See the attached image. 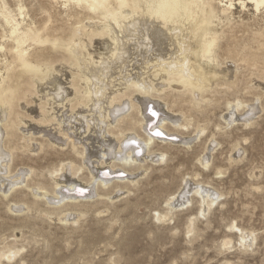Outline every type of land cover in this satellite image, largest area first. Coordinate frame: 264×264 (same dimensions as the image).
<instances>
[{
	"label": "rangeland",
	"instance_id": "374dc122",
	"mask_svg": "<svg viewBox=\"0 0 264 264\" xmlns=\"http://www.w3.org/2000/svg\"><path fill=\"white\" fill-rule=\"evenodd\" d=\"M254 14L251 8L242 11L236 7L230 22L220 23L217 30L223 32L226 40L246 45L252 53L261 55L264 52V13ZM105 41L108 42L106 39L94 40L90 46L92 50L88 47L94 60L98 58L97 55L107 53L103 44ZM136 59L140 58H134L130 67L127 66L129 63L126 64L125 70H128L122 75L126 74L133 79L138 76L144 78L140 76L142 71L139 63L134 65ZM116 66H119L118 62ZM116 66H111L110 72V78H114L110 80L114 84L105 92V98L99 100L102 102L101 112H92L94 105L90 104V107L81 106L71 113L68 104L62 102L64 107L58 106L61 103L59 101L45 107L50 113L48 115L55 117L56 121L46 125L38 124L39 103L48 99L51 101L49 94L53 88L47 84V80L36 86L38 96H31V102L34 103L30 102V106L21 103L24 107H20L23 109L21 112L27 114L24 113V124L16 131V143L20 148L24 143L21 136L31 139V152H23L21 149L14 151L10 161L11 174L5 179L0 173V188L20 182L12 191L0 193V249L14 246L18 253L11 259L1 258L0 264H264V80L259 77L249 78V72L244 70L245 65L240 62L236 88H220V93L212 94V98L219 100V104L203 105V116L195 110L188 111V105H181L182 113L177 106L170 111V105H165L157 97L153 98L159 104L161 102L160 113L166 114L163 116L178 117L180 123L184 119L190 121L185 129L164 121L167 130L174 131L178 138H173L170 145L156 152H164L165 161L162 164L155 163L156 156L140 155L131 164L136 170L129 174V178L117 181L116 185L120 187H114L116 185L110 181V194L107 196L81 199L76 205L69 204L67 208L51 206L48 200L45 201L46 198L40 197L39 193L42 192L38 187L50 191L54 181H68L72 178L66 168L70 155L74 157V164L81 165L82 157L72 150L73 142L79 143L77 148L82 146L86 150L83 159L89 158L85 166L88 169L84 168L79 174L80 179L74 180L84 186L90 173L94 175L93 171L101 156L99 154H104L105 144L114 139L111 136L110 139L104 138L102 133L105 132L106 122L99 120L98 116L113 107L108 108L106 104L112 91L123 88V81L119 78L122 75H118L119 69ZM69 72V68L64 66L63 73L55 74V77L61 83L60 88H65L71 97L72 90L68 85L70 77H67L70 76ZM134 99L136 102V97ZM236 99L246 105L238 111L226 106V102L233 104ZM249 104L252 107H246ZM229 109L235 111L233 121L228 117L231 112ZM251 112L253 115L247 117L250 118V122H247L244 117ZM132 113L136 119L140 118V113ZM242 113L245 115L241 116ZM110 117L107 122L113 124L112 128L124 126L122 119L113 122ZM203 117L208 123L204 134L197 135L195 128L204 124L201 122ZM85 123H91L88 131ZM59 130L67 135H60ZM136 132L144 136L139 128H136ZM50 136L61 139V143L53 141L52 144ZM185 137L190 140L188 147L181 143V140H186ZM153 147L158 149V144ZM62 164H66L63 171L52 175L51 172ZM217 169H221V175H216ZM196 186L204 188H199L201 197L205 194L218 197L211 209L203 215L199 214L201 199L191 193L197 189ZM184 187L189 189V193L184 195L189 202L179 208L175 205V198ZM207 189L210 192L207 193ZM34 192L38 195L35 196ZM172 198V206L176 207L174 210L169 208L171 205L168 206V200ZM10 204H18L23 211L10 212L7 209ZM27 206L29 209H25ZM169 210V221L163 223L162 219H157V213L163 214ZM63 213H66L64 216H67V221L61 223L58 218L60 215L62 218ZM189 220H193V227L187 233ZM232 223L246 233L248 239L245 241L249 249L240 246L238 232L230 229ZM247 232L254 233L253 241ZM224 241L231 242L228 250L222 248Z\"/></svg>",
	"mask_w": 264,
	"mask_h": 264
},
{
	"label": "bare ground",
	"instance_id": "6f19581e",
	"mask_svg": "<svg viewBox=\"0 0 264 264\" xmlns=\"http://www.w3.org/2000/svg\"><path fill=\"white\" fill-rule=\"evenodd\" d=\"M259 3L260 0H0L1 175L7 179L6 176L11 174L10 161L14 156V151L21 149L23 152H31L29 149L31 139L25 136H21L24 143L20 148L18 147L16 131L20 125L24 124L23 118L27 114L21 112L24 108L21 103L30 104L31 96L34 97L33 95L37 93L38 84H43L47 80L49 82L47 84L53 88L49 94L51 97L46 95L51 101L45 99L46 101L39 103L40 111L37 109L39 115L36 114L39 117L38 124H51L56 119L48 115L50 113L46 110V106H53L59 101L61 103L58 106L63 105L64 102L67 103L71 113L81 106L90 107V104L94 105L92 112H98L102 110V102L100 103L99 100L105 98V92L110 89V85L114 84L112 83L114 78H110L111 66L115 68L118 62L119 66H116V69H119L118 75L121 76L128 70V68L125 70L126 64L129 63L127 64L129 66L131 61L137 57L140 59H136L134 65L139 63L140 68L136 67L142 71L140 76L143 75L144 78H138V76L133 79L126 74L122 75L124 77H119L123 81V88L112 91L107 97L108 108L113 107L98 116L99 120L106 122L105 132L102 133L105 135L104 138L110 139L111 136L116 141L108 140L105 144L106 150L104 154H99L101 156L98 162L96 161L97 167L93 171L94 175L90 173L84 186L76 183L74 179H80V172L84 168L88 169L86 167L89 158L83 159V155L87 153L84 152L86 150L82 146L80 149L77 148L79 143L75 144L71 141L74 153L82 157L81 165L74 164L72 162L74 157L70 155V162L66 168L72 178L68 181H54L50 191L44 187H38L42 192L39 194L42 199L46 198L45 201L48 200L47 203L51 206L67 208L69 204L76 205L81 199L93 196L100 198L110 194V184L113 182L116 185L117 181L127 180L126 177L129 178V174L136 170L131 164L140 155L156 156L155 163L162 164L165 161V154L164 152L156 154V152L170 145L173 138L176 140L178 138L174 131L167 130L164 121H170L175 127L181 129L187 128L190 121L184 119V122L180 123L178 117L163 116L166 114L160 113L161 102L159 104L153 99L154 97L162 100L165 105H170L168 107L170 111L177 106L178 111L182 113L183 106L181 105H188V111L195 110L202 115L205 113L203 105L219 104V100L212 98V94L220 93V88L224 90L236 88L237 74L240 73L238 62L245 65L244 70L249 72V78L259 77L264 80V52L261 55L254 54L246 45L226 40L223 32L217 30L220 23L230 22L229 19L236 7L242 11L251 8L255 14L264 13V6L257 8ZM99 39L108 40L109 43L103 42L107 53L97 55L98 58L94 60L88 47L90 48L94 40ZM132 56L134 58L131 59ZM64 66H67L70 71V76L67 77H70L68 85L72 90H70L71 97L65 88H60L61 83L57 76L55 77V74L63 73ZM132 96L136 97L137 103L134 101L135 97ZM126 99L129 101L125 102ZM243 105L246 104L238 99L233 104L226 102V106L235 111ZM246 107L250 108L252 105L249 104ZM234 110L228 112L231 121L234 120ZM132 112L140 113V118L136 119ZM243 115L245 113L241 116ZM251 115H253L252 112L245 115V120L249 121L250 118L247 117ZM110 116L113 122H119L122 119L124 126L112 128L113 124L107 122ZM207 121L204 117L202 118L201 122L204 124L195 128L197 135L204 134ZM85 124H87L85 127L88 131L91 123ZM59 125L60 123L57 124L58 127ZM136 128L143 131V137L136 132ZM58 133L63 136L67 135L60 130ZM50 140L52 144L53 141L61 143V139L54 137ZM181 143L188 147L190 140L186 138V140H181ZM157 144L158 149H155L153 145L157 146ZM65 165L62 164L58 166V169H54L51 172L52 175H58ZM221 174V169H217L216 175ZM9 181H11L10 178ZM19 183L1 187L0 193L12 191ZM114 187L117 188L120 185ZM196 188L191 193L197 194L196 197L199 196L201 199L199 214L203 215L211 209L218 197L216 198L214 194H205L201 197L199 188L204 190L203 186H196ZM183 190L175 198L177 202L175 205L179 208L184 207L188 201L184 195L189 193V189L184 187ZM206 192L210 191L207 189ZM35 194L38 195L34 192ZM172 200L173 198L168 200V206H172ZM12 205L10 204L7 208L10 212L23 211L18 204ZM171 206L169 207L171 210L176 208ZM171 210L163 214L157 213V219H162L163 223L169 221ZM64 214L66 213H63V216ZM63 216L61 218L60 215L58 218L61 223L67 221V216L65 215L64 218ZM192 227L193 220H189L187 233L192 231ZM230 229L238 232L242 249H249L245 241L248 239L246 233L233 223ZM248 235L253 241L254 233L249 232ZM230 244V241H224L222 248L228 250ZM17 253L14 246H5L0 249V259H11Z\"/></svg>",
	"mask_w": 264,
	"mask_h": 264
},
{
	"label": "snow or ice",
	"instance_id": "6c2138e0",
	"mask_svg": "<svg viewBox=\"0 0 264 264\" xmlns=\"http://www.w3.org/2000/svg\"><path fill=\"white\" fill-rule=\"evenodd\" d=\"M260 6H264V0H260V3L257 5V8L259 9Z\"/></svg>",
	"mask_w": 264,
	"mask_h": 264
}]
</instances>
